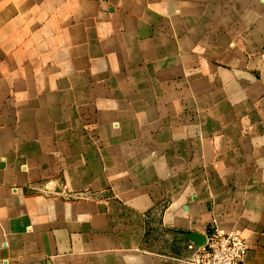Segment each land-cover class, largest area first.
<instances>
[{
  "label": "crops",
  "instance_id": "obj_1",
  "mask_svg": "<svg viewBox=\"0 0 264 264\" xmlns=\"http://www.w3.org/2000/svg\"><path fill=\"white\" fill-rule=\"evenodd\" d=\"M264 264V0H0V264Z\"/></svg>",
  "mask_w": 264,
  "mask_h": 264
},
{
  "label": "built area",
  "instance_id": "obj_2",
  "mask_svg": "<svg viewBox=\"0 0 264 264\" xmlns=\"http://www.w3.org/2000/svg\"><path fill=\"white\" fill-rule=\"evenodd\" d=\"M190 261L194 264H241L249 247L237 231L221 233L213 230L205 237V245H191Z\"/></svg>",
  "mask_w": 264,
  "mask_h": 264
},
{
  "label": "water",
  "instance_id": "obj_3",
  "mask_svg": "<svg viewBox=\"0 0 264 264\" xmlns=\"http://www.w3.org/2000/svg\"><path fill=\"white\" fill-rule=\"evenodd\" d=\"M185 240L192 242L195 247L200 248L205 245V237L197 234H189L185 236Z\"/></svg>",
  "mask_w": 264,
  "mask_h": 264
}]
</instances>
